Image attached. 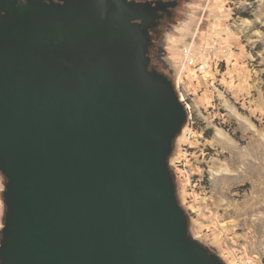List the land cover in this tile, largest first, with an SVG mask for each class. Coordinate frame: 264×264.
<instances>
[{
	"label": "water",
	"instance_id": "1",
	"mask_svg": "<svg viewBox=\"0 0 264 264\" xmlns=\"http://www.w3.org/2000/svg\"><path fill=\"white\" fill-rule=\"evenodd\" d=\"M28 1L0 10V264H225L178 198L188 112L151 68L147 11Z\"/></svg>",
	"mask_w": 264,
	"mask_h": 264
},
{
	"label": "rangeland",
	"instance_id": "2",
	"mask_svg": "<svg viewBox=\"0 0 264 264\" xmlns=\"http://www.w3.org/2000/svg\"><path fill=\"white\" fill-rule=\"evenodd\" d=\"M194 39L208 71L182 74ZM152 61L180 85L194 122L170 160L190 234L225 264H264V0H186ZM5 183L0 172V237Z\"/></svg>",
	"mask_w": 264,
	"mask_h": 264
},
{
	"label": "flooded vegetation",
	"instance_id": "3",
	"mask_svg": "<svg viewBox=\"0 0 264 264\" xmlns=\"http://www.w3.org/2000/svg\"><path fill=\"white\" fill-rule=\"evenodd\" d=\"M48 5H63L65 0H41ZM130 3L143 7L147 11L146 20L135 21L137 24L143 25L151 35V47L149 57L151 58V68L156 70L152 61V48L154 43L158 41L164 32L178 22L182 13V8L186 0H128ZM16 3L18 7L25 6L28 0H0V10L4 3ZM4 14V12H2ZM158 71V70H157Z\"/></svg>",
	"mask_w": 264,
	"mask_h": 264
},
{
	"label": "built area",
	"instance_id": "4",
	"mask_svg": "<svg viewBox=\"0 0 264 264\" xmlns=\"http://www.w3.org/2000/svg\"><path fill=\"white\" fill-rule=\"evenodd\" d=\"M197 43V39H194L192 41V43L187 44V46H185V48L183 49L182 53H183V61H184V66L182 69V74L186 73V70L189 68H194L195 70V74H205L208 71V67H207V60H206V56L202 54V51H199L198 49V45ZM205 54L207 53V50L204 51ZM200 58V60H199ZM176 88L178 90H180V85H176ZM180 92V91H178ZM182 101H184V103L186 102L185 99L183 97H180ZM189 116V113H188ZM190 122H189V118H188V124L186 126V138H187V142L191 140L192 136L195 133V128H194V122H192V116L190 115ZM188 136V137H187ZM187 145V149H186V155L190 156V149H191V144L188 146Z\"/></svg>",
	"mask_w": 264,
	"mask_h": 264
},
{
	"label": "trees",
	"instance_id": "5",
	"mask_svg": "<svg viewBox=\"0 0 264 264\" xmlns=\"http://www.w3.org/2000/svg\"><path fill=\"white\" fill-rule=\"evenodd\" d=\"M212 132H213L212 130H209V131L207 132V134H209V136H210Z\"/></svg>",
	"mask_w": 264,
	"mask_h": 264
}]
</instances>
